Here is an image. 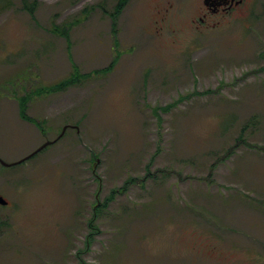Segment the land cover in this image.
<instances>
[{
  "label": "rangeland",
  "instance_id": "374dc122",
  "mask_svg": "<svg viewBox=\"0 0 264 264\" xmlns=\"http://www.w3.org/2000/svg\"><path fill=\"white\" fill-rule=\"evenodd\" d=\"M26 1L0 0V264H264V0L200 28L201 0Z\"/></svg>",
  "mask_w": 264,
  "mask_h": 264
},
{
  "label": "trees",
  "instance_id": "16d2710c",
  "mask_svg": "<svg viewBox=\"0 0 264 264\" xmlns=\"http://www.w3.org/2000/svg\"><path fill=\"white\" fill-rule=\"evenodd\" d=\"M128 0H119L118 4L116 5L115 9L113 12L110 13L113 22H116V18L118 17V15L120 14L121 10L123 9L124 5L126 4ZM24 7L29 11V13L32 14L33 18L35 19L34 16V10L36 7V1H33L32 3L27 2L26 0H24ZM80 20H74L72 23H68L65 24L63 26H57L55 25L52 28V31L55 34H58L62 37H65L68 42H70L69 40V33H70V29L73 28L74 26H76V24H78ZM115 25V24H114ZM115 29V28H114ZM115 60V58H114ZM108 70H110V67H106L105 69H103L102 71L107 72ZM100 71V70H99ZM97 71V72H99ZM93 75V73H83L80 71L79 67L77 64L73 65V70L71 72V74L69 76H67L66 78L62 79L59 83H57L56 85H53L52 87L49 88V92H58V91H63L66 90L67 88L80 84L81 82H83L81 79L83 78V80L89 78V76ZM44 90L41 89V93H43ZM215 91L212 89H208L206 90V92H204L203 94H210V93H214ZM195 94H188L186 96H180L179 99H177L176 101H174L173 103H170L166 106H155L152 111L153 113H157L156 117H157V121L161 122L162 121V117H161V113L163 112H168L170 111L171 108H174V104H177L185 99H188L190 97H193ZM28 103H29V98L27 96V93L24 94L23 96L19 97V107H20V115L22 118L28 120V121H32V117H30L27 114V110H28ZM160 113V114H159ZM158 122V123H159ZM249 125V123H247L246 125L243 126V130H246L247 126ZM38 126H40V123H38ZM243 133V132H242ZM240 134L237 141H241L243 138V134ZM236 146V145H235ZM233 151V147L232 149H230L227 154L232 153ZM133 180V179H132ZM124 187V186H123ZM124 189V188H123ZM118 191H121V188L118 189ZM96 212V211H95ZM94 223H95V213L93 215V217L91 218V221L89 222V227L91 228V230L89 231L86 240H85V249H89L90 245L93 242V235L96 234L95 231H93L94 229ZM82 264V263H80Z\"/></svg>",
  "mask_w": 264,
  "mask_h": 264
},
{
  "label": "flooded vegetation",
  "instance_id": "af4514ba",
  "mask_svg": "<svg viewBox=\"0 0 264 264\" xmlns=\"http://www.w3.org/2000/svg\"><path fill=\"white\" fill-rule=\"evenodd\" d=\"M249 2V0H201L198 6L199 15L193 21L199 28L218 25L229 14L251 9V6L247 5ZM213 18L217 21H213Z\"/></svg>",
  "mask_w": 264,
  "mask_h": 264
},
{
  "label": "water",
  "instance_id": "95a60500",
  "mask_svg": "<svg viewBox=\"0 0 264 264\" xmlns=\"http://www.w3.org/2000/svg\"><path fill=\"white\" fill-rule=\"evenodd\" d=\"M74 127V126H73ZM68 128V126H66L65 128H64V130H63V132L60 134V136L57 138V139H59V138H61L62 136H63V134H64V132H65V130ZM52 143V141H47V142H45L43 145H41L39 148H37V150H35L33 153H31V154H29L28 156H26L25 158H23V159H21L19 162H22V161H24V160H26V159H28V158H31L32 156H34L36 153H38L39 151H41L43 148H45L47 145H49V144H51ZM98 162H99V159H97L96 161H95V163L93 164V167H92V171H93V173L94 174H96V165L98 164ZM0 163L2 164V165H4V166H9V165H12V164H15V163H18V162H15V163H8V162H5L4 160H2L1 158H0ZM8 200L3 196V195H1L0 194V205H2V206H6V205H8Z\"/></svg>",
  "mask_w": 264,
  "mask_h": 264
}]
</instances>
